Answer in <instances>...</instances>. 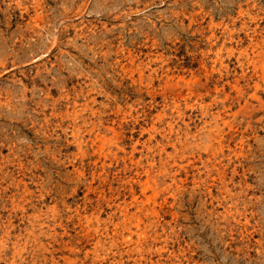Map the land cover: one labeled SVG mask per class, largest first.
Segmentation results:
<instances>
[{
	"label": "rangeland",
	"instance_id": "rangeland-1",
	"mask_svg": "<svg viewBox=\"0 0 264 264\" xmlns=\"http://www.w3.org/2000/svg\"><path fill=\"white\" fill-rule=\"evenodd\" d=\"M0 264H264V0H0Z\"/></svg>",
	"mask_w": 264,
	"mask_h": 264
},
{
	"label": "bare ground",
	"instance_id": "bare-ground-1",
	"mask_svg": "<svg viewBox=\"0 0 264 264\" xmlns=\"http://www.w3.org/2000/svg\"><path fill=\"white\" fill-rule=\"evenodd\" d=\"M193 93V92H192ZM212 114V113H211ZM119 119V118H118ZM121 119V118H120ZM111 121V120H110ZM223 122V121H222ZM112 123V122H111ZM154 127V126H153ZM97 131V130H96ZM178 133V132H177ZM216 133V132H215ZM178 137V136H177ZM106 138V137H105ZM98 140V139H97ZM105 143V142H104ZM98 148H100L99 146H98ZM94 151V150H93ZM105 152V151H104ZM98 155H100V154H98ZM102 156V155H101ZM100 162V161H99ZM195 164V163H194ZM196 165V164H195ZM215 165V164H214ZM217 172V171H216ZM134 179V178H133ZM153 179V178H152ZM181 179V178H180ZM165 181V180H164ZM147 187V186H146ZM145 187V188H146ZM165 188V187H164ZM136 194V193H135ZM120 201V200H119ZM155 208V207H154ZM122 210V209H121ZM126 215V214H125ZM143 215V214H142ZM139 220V219H138ZM124 222V221H123ZM140 226V225H139ZM158 231V230H157ZM156 231V232H157Z\"/></svg>",
	"mask_w": 264,
	"mask_h": 264
}]
</instances>
